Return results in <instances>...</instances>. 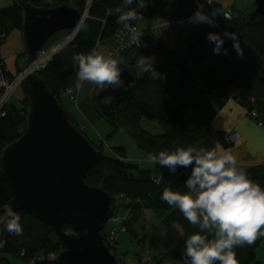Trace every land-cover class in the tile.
Here are the masks:
<instances>
[{
  "label": "trees",
  "instance_id": "16d2710c",
  "mask_svg": "<svg viewBox=\"0 0 264 264\" xmlns=\"http://www.w3.org/2000/svg\"><path fill=\"white\" fill-rule=\"evenodd\" d=\"M28 1L36 7L68 4L81 12L86 6V0ZM160 1L154 0V3L140 11L145 17L152 18ZM250 2L252 3L253 0ZM121 3L122 0L94 1L89 7L87 18L73 39L39 73L61 103L63 91L68 88L76 89L77 69L73 66V54L88 53L93 49L99 52V46L103 41L115 40L114 35L123 24L117 23L114 9L121 6ZM215 3L217 0L212 4ZM249 6L244 9L232 8L231 18L224 16L227 8L223 9L220 6L216 18L218 27L203 24L197 34L187 39V49L184 51L157 40L158 48L151 49L148 54L160 60L159 64L154 65L161 73L158 79H154L148 72L139 76L136 72L137 59L133 63L125 60V55L135 47L121 52V60L130 66L137 77V86L133 99L124 100L118 105L116 122L108 121L113 132L123 128L136 146L148 156L165 149L175 150L177 147L196 146L210 150L217 144L228 146L225 140L227 134L216 130L212 122L218 111L224 107L232 90L236 91L235 99L248 111L255 109L258 113L256 120L264 123V0H255ZM197 7V0H174L170 6L169 18L171 21L187 20ZM23 18L24 10L17 0L0 7V48L12 31L22 30ZM131 23L136 24L141 31L140 50H142L147 38L153 36L152 32L150 29H141L136 21ZM225 30L238 35L244 48V56H238L232 47V41L226 40L224 47L228 49L229 54L218 55L221 67L216 64L201 66L197 69L196 76L194 72L196 67L191 63L203 64L206 60V48L214 47L207 41V34L222 33ZM25 57L26 54L18 56V59L20 61ZM0 63L2 74L9 79L14 78L16 73L7 70L1 56ZM197 78L202 81L204 87ZM27 107L28 97L25 94L20 105H14L11 101L5 109L4 116L0 117V154L22 135L26 124ZM96 110L103 117L97 108ZM143 118L157 122L163 129L162 134L156 135L146 131L141 124ZM71 120L80 129L73 117ZM95 146L102 151L105 149V143ZM113 153L114 155L110 156L104 153L102 160L87 172L85 181L91 186L103 188L115 199L117 197L123 199V207L130 211L123 224L126 231L132 235L136 233L135 225L142 212L145 209L151 210L161 219L164 230L180 237L179 249L156 259L157 264H165L167 261L176 263L179 260L184 262L182 255L184 240L187 236L198 232L199 227L190 224L177 208L164 202L161 194L166 188L186 191L184 181L191 169L180 168L175 175H172L166 167H161L162 175L158 178L151 169L141 168L137 162L129 161L126 148L114 147ZM245 170L253 181L264 186V165ZM11 200L9 183L0 171V212L5 207H10ZM117 208L115 200L113 215H116ZM14 210L21 217L23 235L16 236L0 230V254L11 255L15 260L28 264H31L35 258L43 259L41 264H74L49 225L30 212ZM109 228L110 223L107 222L103 234L108 245ZM64 230L71 231V226L64 225ZM261 230H264V227ZM116 240L115 242H118L117 238ZM263 241L264 236H258L252 245L237 247L235 252L238 264H263L257 258V249Z\"/></svg>",
  "mask_w": 264,
  "mask_h": 264
},
{
  "label": "water",
  "instance_id": "95a60500",
  "mask_svg": "<svg viewBox=\"0 0 264 264\" xmlns=\"http://www.w3.org/2000/svg\"><path fill=\"white\" fill-rule=\"evenodd\" d=\"M17 2L24 10L21 31L26 57L22 71L53 36L74 29L82 12L68 4L36 7L28 0ZM120 66L124 70L122 78L133 83L131 89H107L98 94L95 86L92 92L95 107L112 123L116 122L118 105L133 99L137 86L130 66ZM23 89L28 97L25 129L0 154V171L12 193L10 207L30 212L49 225L74 264H130L117 257L103 234L105 223L113 214L114 196L85 181L87 172L102 160L104 151L97 149L72 123L63 104L39 74L29 75ZM109 94L115 96L114 102L101 104L103 96ZM64 225H70L71 231L79 235L70 236Z\"/></svg>",
  "mask_w": 264,
  "mask_h": 264
},
{
  "label": "clouds",
  "instance_id": "9594fccd",
  "mask_svg": "<svg viewBox=\"0 0 264 264\" xmlns=\"http://www.w3.org/2000/svg\"><path fill=\"white\" fill-rule=\"evenodd\" d=\"M197 2V10L187 21L178 23L181 26L188 23L218 27L216 13L205 10V4L210 0ZM151 3L154 0H122L121 6L114 9L117 23L127 27L133 21L143 20L144 15L140 10ZM141 39L142 34L132 28L131 42L140 46ZM226 40L232 41L238 56H244V48L235 32L225 30L207 34V41L214 45V55L229 54L224 47ZM72 61L77 69V89L85 82L95 85L98 94L107 89L128 91L133 87V83L122 78L124 70L120 65L123 61L113 55H104L93 49L88 53H74ZM136 63L140 71L151 73L154 79L161 76L154 64L146 63L145 56L139 57ZM114 100L115 96L109 94L103 96L100 103L110 105ZM149 160L152 164L166 167L172 175L180 168L191 169L184 181L186 191L166 188L161 194L164 202L177 208L190 224L199 227L198 232L184 240V264H238L235 249L252 245L258 236H264V230H261L264 227V186L253 181L238 164L237 157L219 144L210 150L196 146L165 149L151 153ZM0 226V230L9 234L23 235L21 217L11 207H5L0 212ZM68 234L79 235L73 231Z\"/></svg>",
  "mask_w": 264,
  "mask_h": 264
},
{
  "label": "rangeland",
  "instance_id": "374dc122",
  "mask_svg": "<svg viewBox=\"0 0 264 264\" xmlns=\"http://www.w3.org/2000/svg\"><path fill=\"white\" fill-rule=\"evenodd\" d=\"M2 1L6 3L7 0H2ZM45 1L50 2V0H45ZM233 1L234 0H217V3L215 4H212L213 2L212 3L210 2L208 4H205V10L208 11L209 13L214 12L217 15L220 6H222L223 8H227V10L228 9L232 10V8L234 7L232 5L231 6L229 5L232 4ZM235 1H239V0H235ZM243 1H245L246 3L248 1L249 4L246 7H250L249 5L255 2V0H253L252 3L250 2V0H243ZM171 4H172L171 0H161L156 8V14L152 18H148L144 16L143 20L136 21V23L140 26L141 29H145V30L150 29L153 36H149L147 38V40L143 44L142 50H140V48L135 47L125 55V60L128 63H133L139 57L145 56L147 64L149 65L159 64L160 60L156 56L148 54L149 48L153 47L155 50L158 48L159 43L157 42V40L161 41L163 40V38H170L173 44H176L177 38L192 36V34L195 35L201 30L203 24L197 26V25L184 23L183 26H181L178 23L179 21H171L169 18ZM86 10H87V5L84 7L81 18L77 21V23L82 24L84 20L87 18L88 11L86 13ZM79 24H77L74 31L76 30L78 31L80 29L81 25L79 26ZM151 26H153L152 30H151ZM74 31L70 30V31L59 32L58 34L53 36V38L50 39L49 42L43 48L49 50L52 47V45L56 43L58 45L63 44L65 46L67 43V42L65 43L66 39L69 36H71V34H73L72 32ZM63 45L61 46L63 48L61 49L60 47L58 51L55 53L56 55L61 51H63L64 48L67 46L66 45L64 47ZM212 49L213 47L206 48L205 50L206 60L203 64L193 63V62L191 63L192 66L195 65L196 67L194 68V72L196 76H197L196 71L201 66L216 64L221 67V62L218 58V55H214ZM111 50L112 51L117 50V43L113 39L105 40L99 46V53H102L104 55H109ZM52 56L50 57V59L52 58ZM113 56L121 59V52H116ZM47 59L49 58H46L45 61H47ZM23 60L24 58L21 59L22 61L21 63H23ZM14 64L16 63L12 61L8 62V69L10 72H15L17 70V68L14 69ZM40 72H38L37 74H39ZM136 72L139 76H142L144 74V72L140 71L138 68ZM14 83L15 82H13L12 84ZM0 85H4L2 81H0ZM94 87L95 85L85 82L80 89L76 88L75 89L76 93L81 94V98L79 99V101L76 99L72 100L71 98L67 99L65 98V96L61 94V100L65 110L69 113L71 117L75 119L76 124L80 126V129L84 131L86 136L94 144L100 145L101 143H105L104 146L105 149L104 148L103 149L106 156L114 155L113 153L114 147H124L127 150L129 161L137 162L141 168H146V169L152 168L153 174L157 175L158 171L161 170V168L158 170L157 166L158 167L160 166L149 163L146 160L149 159L148 154L136 146L134 141L129 137V135L125 132L123 128L116 132H113L110 123L105 118L99 115L96 108L94 107V103L92 100V92ZM24 96H25V92L22 84L19 85L14 90L12 104L20 105L24 99ZM141 124L146 131L152 134L158 135V134H162L163 132L161 126L155 121H151L146 118H143ZM227 136L228 135H226V137ZM115 200H116V206L118 207L116 215H118V217H121V215H123L124 217L128 216L130 211L129 209L125 210V208L123 207V199L117 197ZM112 216L114 215L112 214ZM135 229H136L135 235H132L128 231H126L125 233L121 232L117 236L118 242L114 241L113 243L110 244L111 248L113 249L117 257L121 261H126L127 263L130 264H157L156 259L166 255L170 251L179 249L180 237L178 235H175L173 233L164 230V226L162 224L161 219L149 209H145L142 212L138 223L135 225ZM257 258L260 261H262V263L264 264V241L257 249ZM182 263L184 262L179 260L176 263L167 261V263L165 264H182Z\"/></svg>",
  "mask_w": 264,
  "mask_h": 264
},
{
  "label": "crops",
  "instance_id": "0c3cea01",
  "mask_svg": "<svg viewBox=\"0 0 264 264\" xmlns=\"http://www.w3.org/2000/svg\"><path fill=\"white\" fill-rule=\"evenodd\" d=\"M1 1L0 7H5L9 4H12L15 0H7L6 3ZM248 4V1L246 3L243 0H234L233 3L229 6L232 5L233 7H236L238 9H244L246 6H248ZM152 27L153 26H151V30ZM189 37L190 36H185L184 38L177 39L175 38L177 41L176 44H173L170 38H163V40L161 41L168 43L169 45L177 48L180 51H184L187 49L186 41ZM151 49L154 48H149V51H151ZM0 54L8 71V62L12 61L16 63L14 64V69L17 68V70L12 73H17L22 64L21 60L19 62L18 56L26 54L24 37L21 30L16 29L12 31V33L6 39L5 43L1 46ZM201 82L202 81H200V83ZM201 86L204 87V84L201 83ZM235 94L236 91H231L224 107L218 111L216 117L212 122V125L216 130L224 131L227 135H230L232 133H239L240 137L237 140L233 142H227L229 144L228 146L221 145V147L224 150L234 154L237 157L238 164L241 167H243L244 169H248L258 165H264V123L262 125H259L257 120L249 115L248 109L235 99ZM146 160L151 163L149 159ZM160 168L161 167L157 166L158 170ZM161 175L162 173L160 170L155 176L160 178ZM0 264L28 263L20 260H15L11 255L8 254H0Z\"/></svg>",
  "mask_w": 264,
  "mask_h": 264
},
{
  "label": "built area",
  "instance_id": "2783aa9c",
  "mask_svg": "<svg viewBox=\"0 0 264 264\" xmlns=\"http://www.w3.org/2000/svg\"><path fill=\"white\" fill-rule=\"evenodd\" d=\"M96 0H86V5H87V11L89 10L90 5ZM214 0H210V2L212 3ZM224 16L226 18H231L232 16V10L231 9H226L224 11ZM79 24V23H77ZM76 24V26H77ZM83 24V23H82ZM81 23L79 24L82 25ZM132 28H135L136 31L138 33L141 34V31L139 30L138 26L136 24L130 23L129 26H125L122 25L115 33L114 35V39L117 43V50L116 51H112L109 53V55H114L116 52H123L128 50L129 48H133V47H142V41L140 46L137 44H134L131 42L130 40V36H131V30ZM75 29V28H74ZM74 29H72L74 31ZM71 30V31H72ZM79 31V30H78ZM77 30L72 32L73 34H71V36H69L65 43L66 45L69 44V42L73 39V37L76 35V33L78 32ZM63 45V44H62ZM62 45H58L53 44L52 47L47 50L46 48H42L36 55L34 61L27 66L26 69L19 71L14 78L9 79L7 78L5 75L2 74V64L0 63V81L3 82L4 85H1L2 91L0 92V117L4 116L5 114V109L6 107L11 103L12 99H13V92L14 90L19 86L22 85L24 80L31 74L34 73H38L40 71H42L47 65L48 63L55 57V53L58 51V49L62 46ZM65 45V46H66ZM64 46V45H63ZM64 46V47H65ZM63 47H61L62 49ZM60 49V50H61ZM53 55V56H52ZM52 56V58L50 59V57ZM46 58H49L46 60ZM15 82L14 84H12L13 82ZM12 82V83H9ZM75 88H68L66 89L62 95L65 96V98L69 99L71 98L72 100L76 99L79 101V99L81 98V94H77L75 93ZM249 115L255 119H257L258 117V113L255 109H252L249 112ZM259 125H262L263 123L261 121H258ZM240 137L239 133H232L230 135H228L226 137V141L227 142H233L235 140H237ZM126 216H121L118 217V215H114L112 216L108 222L110 223V228L107 234L108 239L110 240L109 245L111 243H113L117 236L123 232H126V227L124 226V221L126 220ZM111 246V245H110ZM43 261V259L41 258H35L31 264H41Z\"/></svg>",
  "mask_w": 264,
  "mask_h": 264
}]
</instances>
